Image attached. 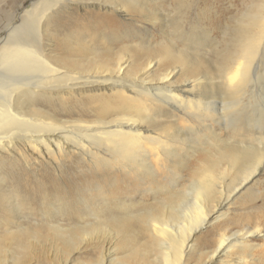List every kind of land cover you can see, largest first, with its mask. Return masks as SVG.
<instances>
[{"label": "bare ground", "instance_id": "6f19581e", "mask_svg": "<svg viewBox=\"0 0 264 264\" xmlns=\"http://www.w3.org/2000/svg\"><path fill=\"white\" fill-rule=\"evenodd\" d=\"M89 1L126 15L117 1L128 0H38L32 2L35 11L27 10L0 36V264L9 263L8 253L14 264L16 252L24 249L25 254L26 243L35 238L43 245L49 239L62 245L75 237L86 239L83 227L75 230L81 218L84 226L114 229L125 243L144 238L151 249H166L159 264H186L195 233L217 223L204 264L218 258H224L221 264L246 262L254 250L252 238L264 235L257 227L260 207L249 200L236 230L221 208L259 173L264 155V88L257 85L264 65L262 71L254 68L257 58L264 64V0L241 13L244 23L235 31L233 56L224 55L217 67L191 53L208 41L199 31L194 38L181 35L176 44L158 42V59L147 60L131 75L125 53L115 68L99 61L76 71L61 64L52 49L65 42L74 53L95 54L93 61L110 53L113 42L123 44L126 35L103 30L102 25L112 23L111 15L64 12L71 3L84 7ZM137 2L131 0L135 7ZM159 62L171 66L158 71ZM175 75L184 77L179 86L172 84ZM235 115L253 121L258 136L251 141L239 134L232 143H220L223 139L207 121L229 126ZM198 152L203 153L196 159L202 165L189 167ZM186 168L194 178L184 190L180 181ZM224 178L228 183L219 190L218 180ZM80 192L89 194L92 204ZM135 193L150 195L152 202L144 204L141 196L134 202ZM191 195L185 224L173 234V213ZM64 196L84 205L82 217L65 208ZM36 261L42 264L33 256L22 264Z\"/></svg>", "mask_w": 264, "mask_h": 264}, {"label": "rangeland", "instance_id": "374dc122", "mask_svg": "<svg viewBox=\"0 0 264 264\" xmlns=\"http://www.w3.org/2000/svg\"><path fill=\"white\" fill-rule=\"evenodd\" d=\"M33 1L38 0H0V36L3 35L5 28L9 27L10 24L19 23L27 10L35 11L32 6ZM144 1L145 0H138V5H136V7L131 4V0H128L127 4L117 1L119 6L126 10V15H123L121 11H114L112 7H104L102 9L94 4L96 3L95 1H89L91 4L84 7L77 3H71L69 9L64 12L78 15H84L88 12L96 13L100 16L104 14L111 15L113 17L112 23H106L107 25L104 26L102 25L103 30H113V35L115 37L121 34L126 35L127 38L122 39L121 42L127 45V49L125 50L123 48L125 45L115 41L112 43L113 50L110 53H105V55L96 57L93 61H90V58L94 57L95 54H90V52L85 54L74 53L69 44L64 42V44H56L52 48L55 50V53L60 55V63L67 64L76 71L91 69L93 64L99 61H106L112 68H115L119 55L125 53L129 56L128 60L130 64L127 72L128 75H131L135 72H140L147 60L158 59V55L161 53V50H158V42L169 39V41L176 44L181 35L194 38L200 31L207 35L208 41L207 43L201 41L202 45H197L196 49H191V53L201 54L208 63L213 67H217L220 61L225 60V58H222L224 55L233 56L236 49L233 40L234 36H237L235 31L244 23L243 18H240L241 13H244L246 10H252L256 2V0H177V2L172 0H157L145 4ZM181 2L183 3L181 4ZM159 4H161L162 7L159 6ZM177 4H180L178 8H176ZM98 29L102 28L98 27ZM140 40L145 43H151V45H146V47L136 46L134 43H138ZM186 44L191 45L188 41ZM194 46L193 44L192 47ZM255 63L257 64H255L254 68L259 67V71H262L264 64L261 65L258 58ZM170 66L171 65L167 62H159L157 70L161 71ZM176 76L177 75H175L171 81L173 85L179 86L181 79L184 77ZM257 85L263 86L264 88V77L258 80ZM230 118L231 123L229 126L226 124L216 125L210 120L207 121V124H212V130L217 132L219 137L223 139L220 143L225 142L226 139H228L229 143H232L234 139L238 138L239 134L247 136L251 141L258 136L257 132L259 131L254 128L255 123L253 121L248 118L245 119L242 116L237 118L236 115L230 116ZM184 123L185 127L189 125L188 122ZM234 125H240V128L233 131ZM251 141L247 140L246 142L249 143ZM261 145L262 144H258V147H263ZM199 155L203 156V153L198 152L196 158H192L189 161V167H198L202 165L196 160L197 157H200ZM258 169L259 173L243 188L237 191L226 206L221 208V212L228 213V217L234 220V223L230 226L231 229H239L238 222L240 213L245 211L243 206L250 200L251 203L253 202L256 205L257 209L260 207L258 209L259 215L262 216L258 219L259 223H257V227L260 230H264V155L259 161ZM182 174L183 177L180 183H182L185 190L189 184L192 183L194 174L190 171V168L184 169ZM226 183H228V178L219 179L217 183L219 190H224V185H226ZM93 192L91 193L93 194ZM78 196H83V198L85 197L84 199L91 198L86 192L84 194L80 192ZM140 196L144 204L152 202L151 196L148 194L139 195L135 193L132 200L138 202L140 201ZM225 196L226 193L224 197ZM74 198L68 199L64 196V206L65 208L68 206L75 211L77 216L81 214L82 217V213L85 211L84 205L76 203L75 200L72 202L71 200ZM91 199H89L90 204L93 202V199ZM193 201L194 198L192 195L187 196L183 205L178 207V210L175 209L178 211L177 213H173L175 219L169 222L173 234L179 233V230L185 224V211L190 207ZM219 201L220 199H218V202ZM25 215L32 220L40 222L39 218L37 219L27 214ZM52 215L57 217L56 214L52 213ZM65 219L66 217H64L63 223L64 230H68L70 226H68V221ZM78 220L80 221V217H77L76 221L78 222ZM79 224L80 225L75 226V230L79 233L78 228L80 226L83 227L89 233L86 239L81 240L80 237L78 239L75 237V240L71 242L72 244L64 242V245L59 241L49 239L45 242L46 245H43V242H40L39 239L33 238L34 241H32L31 244L26 243L25 254L22 253L24 249L16 252L14 255L16 262L14 264H17L18 259L21 260L20 264H22L26 258L32 256L35 257L36 260H42V264H159L162 252L166 250L163 249V251H160L158 248L151 249L149 247L150 240L144 238L131 243H125L114 229L108 227L97 228L93 225L84 226L82 218ZM216 225L217 223L212 225L207 224L202 226L195 233L190 242L191 247L186 253V264L205 263L211 250L207 248V243L209 240H214L218 232ZM107 233L110 234V236L105 238L104 235ZM30 240H32V238H30ZM251 241L254 250L251 251V254L247 257L246 262L241 264H264V235L252 238ZM164 244H162V246L165 248L167 244ZM151 245L154 246V244ZM5 250L7 249L5 248ZM42 251V256H38ZM9 255L11 256V253L5 256L6 259H9V263L7 264H11ZM221 262H225L224 258H218L213 264H221ZM29 264H35V262H30Z\"/></svg>", "mask_w": 264, "mask_h": 264}]
</instances>
